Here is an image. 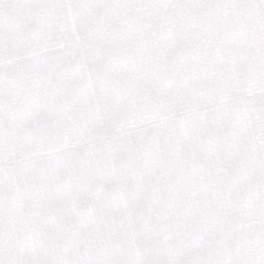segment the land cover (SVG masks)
I'll list each match as a JSON object with an SVG mask.
<instances>
[{"label": "snow or ice", "instance_id": "1", "mask_svg": "<svg viewBox=\"0 0 264 264\" xmlns=\"http://www.w3.org/2000/svg\"><path fill=\"white\" fill-rule=\"evenodd\" d=\"M0 264H264V0H0Z\"/></svg>", "mask_w": 264, "mask_h": 264}]
</instances>
